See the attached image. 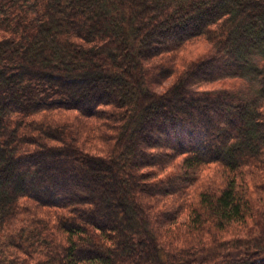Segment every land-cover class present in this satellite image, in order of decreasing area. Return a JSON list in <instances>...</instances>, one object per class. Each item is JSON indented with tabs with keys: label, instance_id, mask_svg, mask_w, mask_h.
I'll use <instances>...</instances> for the list:
<instances>
[{
	"label": "trees",
	"instance_id": "trees-1",
	"mask_svg": "<svg viewBox=\"0 0 264 264\" xmlns=\"http://www.w3.org/2000/svg\"><path fill=\"white\" fill-rule=\"evenodd\" d=\"M0 264H264V0H0Z\"/></svg>",
	"mask_w": 264,
	"mask_h": 264
},
{
	"label": "rangeland",
	"instance_id": "rangeland-1",
	"mask_svg": "<svg viewBox=\"0 0 264 264\" xmlns=\"http://www.w3.org/2000/svg\"><path fill=\"white\" fill-rule=\"evenodd\" d=\"M188 47L184 48L183 52L180 54V58L176 61V59H174L175 61L171 62L170 64L173 65L174 67H179V65H181V70L184 67V63L188 62L189 60L196 58V57H200L201 55H205L204 57H208L210 56L214 51H211L210 53H206L209 50L210 47V43L205 40V39H199L196 40L190 44L187 45ZM173 60V59H172ZM259 62V61H257ZM180 68V67H179ZM157 77L160 79V76ZM154 75H152L151 79L153 78ZM174 78H169V79H162V82H157L154 81L152 82L150 85H152V88L157 89V91L162 92L164 90H166L167 86L170 85V83L172 82ZM157 82V83H156ZM199 89H204V90H216V91H221L223 88H226L228 90H233V91H240L241 93H248L249 91L251 92L254 89L258 88V83L256 82V80L252 79L251 75H245V77H237V78H225V79H220L218 81L212 82V83H208V84H204L200 87H198ZM73 115H76L77 113L75 111L70 112ZM54 156L52 153L51 154H46V158H48L50 160V158ZM58 157H61V155H59ZM215 165L208 167V173H207V177H205L206 179H208L209 181H207L208 183H211L212 185H214L215 183L213 181L215 180H219L220 178H215ZM149 180V179H148ZM154 182V181H153ZM91 183V182H90ZM81 187L79 188L80 190H83L82 192L87 193V189L88 187H82V186H78ZM212 187V186H211ZM214 187V186H213ZM93 200L94 201H98V197L96 195H93ZM107 199H109V197L106 195L105 198H103V202H102V210H111L113 211V201L107 205L106 201ZM101 203V202H100ZM100 203H97L98 205ZM112 213V212H111Z\"/></svg>",
	"mask_w": 264,
	"mask_h": 264
}]
</instances>
